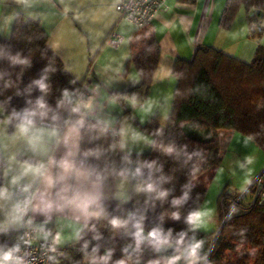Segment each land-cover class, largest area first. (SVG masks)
Here are the masks:
<instances>
[{
    "label": "trees",
    "instance_id": "16d2710c",
    "mask_svg": "<svg viewBox=\"0 0 264 264\" xmlns=\"http://www.w3.org/2000/svg\"><path fill=\"white\" fill-rule=\"evenodd\" d=\"M241 5L255 10L251 24L264 11L262 0H226L222 28L231 26ZM46 37L38 21L17 13L10 38H0V122L7 119L9 132L25 122L76 126L75 166L101 185L97 221L83 224L52 264H179L184 249L186 264H264V248L247 250L251 242H264V205L233 211L212 245L215 233L193 229L189 219L206 195L195 177L220 164L219 130L237 132L264 151V46L257 45L249 62L207 45L196 47L188 60L176 59L165 126L147 121L142 129L151 137L150 149L120 153L102 121L75 113L84 87L47 48ZM159 55L152 38L126 61L123 73L132 65L139 76V97L148 93ZM5 168L0 155V187ZM118 179L128 181L126 200L115 196ZM224 191L217 198L220 221ZM17 232L0 230V244ZM171 245L170 255L158 251Z\"/></svg>",
    "mask_w": 264,
    "mask_h": 264
},
{
    "label": "crops",
    "instance_id": "0c3cea01",
    "mask_svg": "<svg viewBox=\"0 0 264 264\" xmlns=\"http://www.w3.org/2000/svg\"><path fill=\"white\" fill-rule=\"evenodd\" d=\"M117 2L0 0V38H10L17 13L38 21L47 48L88 95L75 106V113L115 127L120 153L150 149L151 137L142 129L147 121L165 126L176 59L188 60L196 47L207 45L249 62L257 45L264 46V11L257 32L249 20L254 9L247 11L241 5L231 26L222 28L219 21L226 0H167V7L149 24L136 27L121 17ZM112 32L122 37L116 45L108 42ZM152 38L160 55L148 93L139 97L136 69L130 65L123 71L129 57ZM79 137V129L71 124L25 122L9 132L7 119L0 122V155L6 165L0 187V230L21 226L13 196L17 185L33 189L32 217L43 233L50 229V238L60 247L74 239L83 224L97 221L101 185L75 166Z\"/></svg>",
    "mask_w": 264,
    "mask_h": 264
},
{
    "label": "built area",
    "instance_id": "2783aa9c",
    "mask_svg": "<svg viewBox=\"0 0 264 264\" xmlns=\"http://www.w3.org/2000/svg\"><path fill=\"white\" fill-rule=\"evenodd\" d=\"M167 0H118L115 5L121 17L131 22L136 27L149 24L156 13L167 7ZM264 1V0H262ZM257 32L261 31L259 17L252 23ZM121 35L112 32L108 42L116 45ZM88 98L86 91L76 105ZM75 105V106H76ZM106 130L116 136L117 130L105 124ZM33 189L25 185H17L13 189L15 207L21 220V226L14 239L6 244H0V260L6 253H11V259L3 264H52L55 258L61 257L64 247L56 245L53 240L40 230L31 214V200ZM255 203L264 205V168L252 178L247 187L238 195L225 190L220 198V207L224 210L217 233L229 215L236 209L253 206Z\"/></svg>",
    "mask_w": 264,
    "mask_h": 264
},
{
    "label": "rangeland",
    "instance_id": "374dc122",
    "mask_svg": "<svg viewBox=\"0 0 264 264\" xmlns=\"http://www.w3.org/2000/svg\"><path fill=\"white\" fill-rule=\"evenodd\" d=\"M218 136L220 164L210 167L194 179L195 183L205 188L206 195L197 212L200 214L199 220L195 223L192 222V227L197 231L213 234L217 233L221 222L217 202L219 193L227 190L234 195L240 194L260 169L264 168V151L252 140L231 130H219ZM259 165L262 167L256 172ZM254 172L256 173L252 176ZM115 183L116 198L126 200L128 198V181L118 179ZM218 236L219 233L215 236L214 241H217ZM258 248H264V242H251L248 244L247 250L251 252Z\"/></svg>",
    "mask_w": 264,
    "mask_h": 264
},
{
    "label": "water",
    "instance_id": "95a60500",
    "mask_svg": "<svg viewBox=\"0 0 264 264\" xmlns=\"http://www.w3.org/2000/svg\"><path fill=\"white\" fill-rule=\"evenodd\" d=\"M139 234H141V232H139ZM146 238V235H144L143 233H142V236H141V239H145ZM214 239H215V234H214V236H213V238H212V243H211V245L213 244V241H214ZM125 250L128 252L129 251V248H125ZM173 250H174V246H169V247H163V246H158V251L159 252H165V253H167L168 255H170V254H172L173 253ZM187 259H188V251H187V249H184V251H183V253H182V257H180V262H179V264H186V262H187Z\"/></svg>",
    "mask_w": 264,
    "mask_h": 264
},
{
    "label": "clouds",
    "instance_id": "9594fccd",
    "mask_svg": "<svg viewBox=\"0 0 264 264\" xmlns=\"http://www.w3.org/2000/svg\"><path fill=\"white\" fill-rule=\"evenodd\" d=\"M41 86L43 87V85H41ZM199 216H200L199 213H195V214H193L192 216H190L189 219H190L191 222H194V223H195V222H197V221L199 220ZM150 235H152V236L158 238L159 233H157V232H153V233H151ZM161 243H163V241H161ZM195 247H198V245L193 246V252H194V250H195ZM11 258H12V257H11V253H6V254H4L2 260H0V264H3V261L10 260Z\"/></svg>",
    "mask_w": 264,
    "mask_h": 264
}]
</instances>
